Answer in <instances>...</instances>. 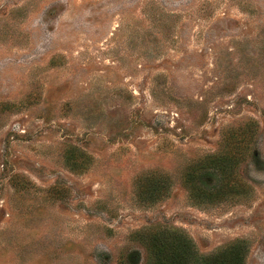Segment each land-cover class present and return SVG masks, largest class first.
<instances>
[{
    "label": "rangeland",
    "instance_id": "374dc122",
    "mask_svg": "<svg viewBox=\"0 0 264 264\" xmlns=\"http://www.w3.org/2000/svg\"><path fill=\"white\" fill-rule=\"evenodd\" d=\"M173 231L264 264V0H0V264H149Z\"/></svg>",
    "mask_w": 264,
    "mask_h": 264
},
{
    "label": "trees",
    "instance_id": "16d2710c",
    "mask_svg": "<svg viewBox=\"0 0 264 264\" xmlns=\"http://www.w3.org/2000/svg\"><path fill=\"white\" fill-rule=\"evenodd\" d=\"M231 144L232 138H230V147L232 146ZM240 155L241 153L234 156L227 153L210 157L208 158L210 163L208 165L223 178H228L230 175V180H232V169L241 159ZM197 173L195 168L190 169L186 178L188 189H190L193 196H195L198 188L195 187L196 185L193 183L192 178L198 176L196 175ZM228 189L233 194L231 191L232 187ZM211 196L216 197L217 194H211ZM178 234L177 231H173L155 234L147 239L146 246L150 253L149 264H244L246 251L243 242L232 243L217 254L205 256L198 253L195 245L186 234Z\"/></svg>",
    "mask_w": 264,
    "mask_h": 264
}]
</instances>
